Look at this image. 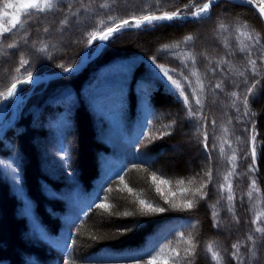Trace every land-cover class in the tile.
Masks as SVG:
<instances>
[{
    "label": "trees",
    "instance_id": "16d2710c",
    "mask_svg": "<svg viewBox=\"0 0 264 264\" xmlns=\"http://www.w3.org/2000/svg\"><path fill=\"white\" fill-rule=\"evenodd\" d=\"M206 2L52 0L51 10L22 12L11 32H2L11 15L0 18V93L28 72L41 77L74 65L93 35L125 19L131 25L133 17L146 14H191ZM189 35L192 41H186ZM260 55L264 25L257 14L217 0L203 19L117 34L75 73L32 88L0 138V264H148L157 254L154 264H237L234 244L246 264H264V235L256 232L264 229V63L258 60L255 76L248 63ZM21 60L28 63L21 66ZM4 100L0 96V106ZM173 122L197 142L201 165L155 166L176 140ZM42 124L53 141L54 163L67 171L66 183L47 178L40 163ZM74 130L83 145L82 179L71 165L68 134ZM253 147L257 160L250 170ZM91 155L99 160L92 179ZM161 180L168 181L165 192ZM69 188L72 196L65 194ZM188 201L193 207L183 208ZM147 205L165 211L153 213ZM189 237L196 256L185 259ZM210 243L218 261L207 252Z\"/></svg>",
    "mask_w": 264,
    "mask_h": 264
},
{
    "label": "snow or ice",
    "instance_id": "6c2138e0",
    "mask_svg": "<svg viewBox=\"0 0 264 264\" xmlns=\"http://www.w3.org/2000/svg\"><path fill=\"white\" fill-rule=\"evenodd\" d=\"M247 3L249 4H253L254 0H247ZM210 4H211V0H209V3H205L200 9L199 11L193 13V16H195L197 19H201V14L202 13H207L210 9ZM53 7L52 4V0H20L19 3H12L9 2V0H5L3 7L0 8V18H4V17H8L9 15H11V23L9 27L3 28L2 32H11L12 30H14L18 24H20V19H21V13L23 12L25 15H28L31 13L32 10L38 11V12H44L46 10H51V8ZM9 10H14V13H10ZM259 10H260V15L264 16V4H261L259 6ZM180 12L176 11V12H172V13H168V12H164L161 15H156V14H146V15H142L140 17H133L134 20V26L136 28H140L143 25H152L154 22H160V21H172L175 18L180 17ZM129 24V21L127 19L123 20L122 23L116 25L115 27H108L106 32L102 33L99 36V39L101 41H104L106 39H108V37L117 31H120L122 28H124L126 25ZM220 29H225V25L224 24H220L219 25ZM2 34V33H0ZM96 36L93 35V39H95ZM249 39H255V44H260L261 43V38L260 37H248ZM193 37L191 35L187 36L186 41H192ZM89 43L91 44L92 41H89ZM14 47V45L10 44L9 48ZM254 47V45H253ZM244 49L242 48L241 51H243ZM249 57H251V52H249ZM258 60L260 63H264V55H260L258 56L256 59H251L249 58L248 63L251 65L252 68V75L255 76L257 74V69H258ZM153 62L155 63V60H153ZM28 62L25 60H21V66L26 65ZM17 71H20L19 68L16 69ZM64 71L66 72H70L71 69H67L65 68ZM193 75H195V73H193ZM171 79V77H170ZM33 82V75L31 72L27 73V78L24 80H18L15 83H13L11 85V87L8 89V91L6 93H0V96H3V98L5 100L15 97L18 93H19V88L18 85H22V84H31ZM173 83H175V81H172ZM245 84L248 83L247 80L244 81ZM259 83V81H256L255 83H253L251 85V87L247 88V93L249 94V96L252 94L253 90L256 88V84ZM176 87H179V85H176ZM217 88H220L221 85L217 84L216 85ZM181 95H183V92L181 93ZM232 96H236L237 93L235 91H233L231 93ZM187 99V98H186ZM248 96H246L244 98V107L245 109H247L248 107ZM197 103H199V101H197ZM237 111H239V109H237ZM193 113L190 110V115H192ZM245 115L247 114V112L244 113ZM175 122H173L174 125ZM213 123H215V121H213ZM172 126V125H170ZM253 130H254V126H253ZM255 139V138H253ZM205 140H207V137H205ZM205 148L208 147L207 143H205ZM256 160H257V152L255 147H253L252 150V166H250V170H253L254 165L256 164ZM123 171V169L121 170ZM211 171H209L208 176H209V182H211ZM152 179L155 181L158 179V176L156 174H152ZM225 179H227V177H225ZM121 181L123 182V178L121 177ZM161 183H168V181L166 180H161ZM178 184H182L183 181H178ZM255 183V182H253ZM204 186H202L203 188ZM157 191H159V188L157 189ZM202 191V189H198L197 192ZM193 195H196V193H193ZM99 198V197H98ZM228 200H233V196L229 195L228 196ZM143 204V201L141 202ZM165 203H170V201H168L167 199L165 200ZM100 207H105V205L101 204L99 205ZM173 208L179 209L181 206L178 204H172L171 205ZM193 207V202L192 201H188L186 204L183 205V208L185 209H191ZM146 210L147 211H151L153 213H163L165 211L164 208H156L153 207L152 205H147L146 206ZM255 223V221H254ZM214 227H217L218 225L214 224ZM191 227H195V225H191ZM256 232L262 233V235H264V229L262 228H256ZM181 238H183V233L180 234ZM253 237H249V240H252ZM185 243L189 246L188 248H186L184 251L186 253L185 259H187L188 257H195L196 256V248L197 245L194 242V238L189 237L187 240H185ZM262 246H264V244H262ZM234 251L231 253L233 260L237 261V264H246V261L240 256V251L239 248L237 246V244H234L233 246ZM173 252L175 253L176 257H179L180 253L176 250H173ZM207 252L211 253V259L213 261H218L219 260V253L214 251V247L213 245L210 243L207 245ZM149 255H151L149 253ZM160 254H157L156 256H151V259L148 261V264H154L155 261H157L158 259H160ZM142 259V258H141ZM63 264H69L68 259H64ZM164 264H168V261L165 260ZM178 264V261H177ZM189 264H195V260H189Z\"/></svg>",
    "mask_w": 264,
    "mask_h": 264
},
{
    "label": "rangeland",
    "instance_id": "374dc122",
    "mask_svg": "<svg viewBox=\"0 0 264 264\" xmlns=\"http://www.w3.org/2000/svg\"><path fill=\"white\" fill-rule=\"evenodd\" d=\"M198 10H196V11H198ZM131 25H134V23ZM147 26H149V25H147ZM94 47H95V44H92L87 50H85L84 54L88 56L92 52ZM28 88H29L28 90L22 89L20 96H19L20 102L16 103L14 108H10V106L16 100L13 97L9 98L7 100H4V102L1 104L0 111L2 109H6L5 119L8 120L7 124L9 123V119L12 116V114H14V116H15L14 120L16 121L19 117V113L24 109V106L26 105V102L30 96V92H31L33 86H30ZM25 98H26V100H25ZM78 121H79V119H78ZM78 121H76V127L78 126V123H77ZM175 123H176L175 128H173L172 133H173V137L176 138V140L173 143H171L168 146V148L165 149L163 156L159 159V161L155 164V166L160 167L164 163L166 166L168 165L169 167H172L173 165H176L179 162H184L188 166H191V164H193V163L201 165L202 163H200L201 162V160H199L200 158L197 159L198 150H197V148H195L197 146V142L193 141V139L191 138L190 135H188L182 131V129L180 128V123H177V122H175ZM41 127H43L44 129H40L42 132L37 131V133H39V135L37 136V144L41 148L42 151L39 152L38 149H37V151H38V158L40 160V163L46 167L45 168L46 174H47L46 177L47 178L50 177L53 180L58 178V181L61 180V182H62V180H64L63 183L64 182L66 183L67 171L64 170V168L61 164H55L54 163L57 160V158H56L57 156L55 153V148L53 145V141L51 139V135H50L49 131H47L45 129L44 124L39 126V128H41ZM68 137H69V141H70L69 146L71 147L72 152H73V160L71 161V165L75 171L74 173L79 174L78 179H82L81 176H82L83 172L81 173V168H82V165H84L85 163H84V159H82L84 152H83V145L80 144V142H79L80 141L79 130H78V134L75 130L73 132L71 131L68 134ZM98 146L99 145H97V147ZM87 159H90V167L93 168V171L91 172L92 174H91L90 178L91 179H92V177L96 178L98 176L96 170L99 166V160L97 158L94 160V157L92 155L88 156ZM90 178H88V180H90ZM63 183H61L62 185H61L59 190H61V188L64 187ZM159 186L161 187L160 184H159ZM65 187H66V185H65ZM59 190H57V191H59ZM61 191H59L58 193L62 194ZM162 192H165V186H163V183H162ZM58 193H57V196H59ZM52 201L54 203L57 202L59 205H62V203H64L63 200L62 201L52 200ZM127 227L128 226L126 224L125 227L122 226L120 228H127Z\"/></svg>",
    "mask_w": 264,
    "mask_h": 264
},
{
    "label": "water",
    "instance_id": "95a60500",
    "mask_svg": "<svg viewBox=\"0 0 264 264\" xmlns=\"http://www.w3.org/2000/svg\"><path fill=\"white\" fill-rule=\"evenodd\" d=\"M217 0L213 1L211 0V4H210V9L207 13H202L201 14V19L207 17V15L210 13V10H211V7L212 5L216 2ZM227 1H230L232 3H236V4H242V5H247L249 6L251 9H253V11L257 14V16L259 17V19L261 20V22L263 23L264 25V16H261L260 15V10H259V6L256 5L255 3L253 4H249L247 3V0H227ZM207 3H209V0H207ZM194 19H197L195 16H193V14H182L180 15V17L178 18H175L173 19L172 21H181V22H185V21H188V20H194ZM172 21H160V22H155L151 27L147 28V27H144L141 26L140 28H136L134 25H129V26H125L124 28H122L120 31H117V32H114L112 33L108 39H106L107 41L109 39H111L113 36L117 35V34H120L122 32H125V31H132V30H146V29H151V28H154L158 25H162V24H165V23H170ZM107 30V29H106ZM106 30H104L102 33L106 32ZM101 33V34H102ZM100 34V35H101ZM99 35V36H100ZM99 36L94 39L92 41V43H99L101 40L99 39ZM91 45H89L87 47V49L90 47ZM86 49V50H87ZM103 47L100 46L99 44H96L95 46V49L94 51H92L87 57H84V58H80L77 63H75L74 65L68 67L67 69H71L70 72H66V71H61L59 73H53V74H49V75H46V76H43V77H33V82L31 84H22V85H19V88L20 89H24L25 87L27 86H36V85H39V84H43L44 86H46L50 81L54 80V79H57V78H61V77H65L69 74H72L76 71H78L81 67H84L86 64H88L89 62H91L101 51H102ZM85 52V50H84ZM83 52V53H84ZM82 53V54H83ZM26 100V98H25ZM20 102V99H16L15 102L10 106V108H14L15 104ZM9 108V109H10ZM8 109V110H9ZM6 115V113H5ZM4 115V116H5ZM15 119V116L13 114V116L9 119V123H5L6 125L3 127V130L1 131L0 133V137L2 134H4V132L9 128V126L13 123Z\"/></svg>",
    "mask_w": 264,
    "mask_h": 264
},
{
    "label": "bare ground",
    "instance_id": "6f19581e",
    "mask_svg": "<svg viewBox=\"0 0 264 264\" xmlns=\"http://www.w3.org/2000/svg\"><path fill=\"white\" fill-rule=\"evenodd\" d=\"M213 1H215V0H212V2H213ZM170 23H171V22H170ZM165 24H169V23H165ZM113 37H114V36H113ZM113 37H112V38H113ZM96 38H97V37H96ZM96 38H95V39H96ZM93 40H94V39H93ZM93 40H92V41H93ZM109 40H110V39H109ZM109 40H108V41H109ZM108 41H107V40H104V41H100L99 43H98V42H97V43H91V44H89V45L95 44V46H96V44H99L100 46H102V47L104 48ZM89 45H88V46H89ZM88 46H87V47H88ZM87 47H86L84 50H86ZM94 49H95V47H94ZM94 49H93L92 51H94ZM84 50H83V52H84ZM102 50H103V49H102ZM83 52H82V53H83ZM101 52H102V51H101ZM101 52H100V53H101ZM82 53H81L80 58L87 57V55H85L84 53L82 54ZM100 53H99V54H100ZM99 54H98V55H99ZM98 55H97L96 57H98ZM96 57H95V58H96ZM95 58H94V59H95ZM18 88H19V85H18ZM21 91H22V89L19 88V93H18L15 97H13V98H15V99L18 98V99H19V96H20ZM5 113H6V109H2V110L0 111V133H1V131L3 130V127L6 125L5 123H7V121H8L7 119H5V116H6ZM4 115H5V116H4ZM12 116H13V114H12ZM12 116H11V117H12ZM11 117H10V118H11ZM6 131H7V130H6ZM6 131L4 132V134L6 133ZM4 134H2L1 137H2ZM1 137H0V138H1ZM65 188H66V187H65ZM72 192H74V190H72V188H69L68 190H66L65 194H66V196H68V195H69V196H72V194H71Z\"/></svg>",
    "mask_w": 264,
    "mask_h": 264
}]
</instances>
